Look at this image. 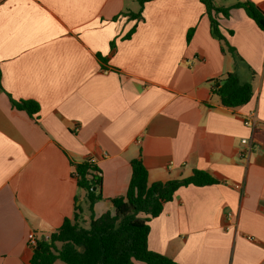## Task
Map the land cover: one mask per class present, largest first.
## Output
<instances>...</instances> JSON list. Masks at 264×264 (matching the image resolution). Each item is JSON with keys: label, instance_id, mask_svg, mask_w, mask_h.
<instances>
[{"label": "crops", "instance_id": "crops-1", "mask_svg": "<svg viewBox=\"0 0 264 264\" xmlns=\"http://www.w3.org/2000/svg\"><path fill=\"white\" fill-rule=\"evenodd\" d=\"M245 1L264 10V0H213L229 9L216 19L243 63L222 51L201 0H151L141 17L138 0H0V264H30L28 235L48 238L80 205L89 222L75 164L101 171L98 218L126 194L139 156L150 184L196 169L218 181L178 189L149 223L152 251L264 264V30L236 6ZM228 73L252 84L247 104L212 93Z\"/></svg>", "mask_w": 264, "mask_h": 264}, {"label": "trees", "instance_id": "trees-1", "mask_svg": "<svg viewBox=\"0 0 264 264\" xmlns=\"http://www.w3.org/2000/svg\"><path fill=\"white\" fill-rule=\"evenodd\" d=\"M140 12L133 17H141L143 7L151 0H138ZM206 6L211 20L212 35L223 43L222 51L230 53L236 62H244L237 50L232 47L223 34L216 19L218 13L229 16V9L218 8L213 0H201ZM243 8L247 15L264 30V10L248 1L236 4ZM135 28L127 35L129 38ZM193 30L188 33V42ZM115 46V43H112ZM212 93L220 98L226 107H240L253 97V86L250 82L242 83L236 73H228L221 80H212ZM0 89L2 71L0 68ZM13 106L26 111L35 117L40 111V104L33 100L17 101L11 97ZM74 175L80 190L86 194L89 222L83 220L82 205L76 207L74 214L66 218L48 238L37 240L30 264H180L170 257L152 251L148 245L150 221L158 217L166 203L172 201L178 189L190 185L206 186L218 181L205 170L196 169L184 179L157 181L149 183L148 170L141 156L132 160V175L128 190L124 196L111 199L114 212H106L100 217L94 216V205L103 198V179L100 169L87 160L74 165ZM87 222L88 225L83 223Z\"/></svg>", "mask_w": 264, "mask_h": 264}, {"label": "built area", "instance_id": "built-area-1", "mask_svg": "<svg viewBox=\"0 0 264 264\" xmlns=\"http://www.w3.org/2000/svg\"><path fill=\"white\" fill-rule=\"evenodd\" d=\"M245 124L247 126H250L252 128H255L257 126V120L255 118H250L248 120H245ZM243 144H247L248 140L247 139H243L242 140ZM236 188L238 189H242L243 187L241 185H236ZM37 244V239L34 233H30L28 235V245L32 248H35Z\"/></svg>", "mask_w": 264, "mask_h": 264}, {"label": "rangeland", "instance_id": "rangeland-1", "mask_svg": "<svg viewBox=\"0 0 264 264\" xmlns=\"http://www.w3.org/2000/svg\"><path fill=\"white\" fill-rule=\"evenodd\" d=\"M83 224H84V225H86V226L88 225V223H87V222H85V223H83ZM62 264H66V263L62 262Z\"/></svg>", "mask_w": 264, "mask_h": 264}]
</instances>
